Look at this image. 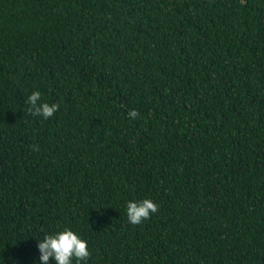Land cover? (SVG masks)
I'll return each instance as SVG.
<instances>
[{
    "label": "trees",
    "instance_id": "trees-1",
    "mask_svg": "<svg viewBox=\"0 0 264 264\" xmlns=\"http://www.w3.org/2000/svg\"><path fill=\"white\" fill-rule=\"evenodd\" d=\"M64 228L79 264H264V0H0V264Z\"/></svg>",
    "mask_w": 264,
    "mask_h": 264
},
{
    "label": "clouds",
    "instance_id": "clouds-1",
    "mask_svg": "<svg viewBox=\"0 0 264 264\" xmlns=\"http://www.w3.org/2000/svg\"><path fill=\"white\" fill-rule=\"evenodd\" d=\"M29 105L28 112L33 116H41L47 120L58 111L57 103L49 104L41 101V93L33 91L27 98ZM128 115L135 118L139 115L137 110L132 109ZM158 204L149 198L140 201L127 202L126 211L129 223L139 225L150 217V214L158 211ZM40 261L48 264L49 258L54 259L55 264H72L73 259L77 264L86 261L90 256L88 245L85 240L79 237L73 230L64 228L52 234H45L43 239L38 241Z\"/></svg>",
    "mask_w": 264,
    "mask_h": 264
}]
</instances>
